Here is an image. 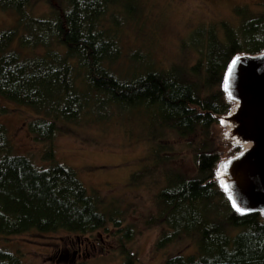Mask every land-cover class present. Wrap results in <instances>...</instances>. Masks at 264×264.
Here are the masks:
<instances>
[{"label": "trees", "instance_id": "trees-1", "mask_svg": "<svg viewBox=\"0 0 264 264\" xmlns=\"http://www.w3.org/2000/svg\"><path fill=\"white\" fill-rule=\"evenodd\" d=\"M31 1L0 0V10L16 16L10 28L0 30V97L30 108L28 132L49 146L42 154L46 165H36L13 153L0 123V235L103 233L116 241L121 264H138L128 247L135 228L125 222L120 200L89 192L74 169L55 161L52 148L58 133H70L68 124L91 115L102 119L111 108L136 110L148 119V152L127 186L155 189L154 212L143 225L160 229L157 250L184 239L195 247L192 254L178 252L162 264H264L262 217L233 212L214 181L219 162L240 148H219L212 140L214 117L233 105L220 90L228 62L264 51V4L235 6L232 19L193 29L182 42L197 55L188 68L157 67L134 51L122 75L116 67L121 35L136 14V0L47 1L42 17L30 14ZM23 49L41 52L26 56ZM170 135L189 147L193 174L175 165V147L181 144H166ZM234 228L241 230L232 234ZM63 259L58 255L65 264ZM0 264L26 263L0 247Z\"/></svg>", "mask_w": 264, "mask_h": 264}, {"label": "rangeland", "instance_id": "rangeland-1", "mask_svg": "<svg viewBox=\"0 0 264 264\" xmlns=\"http://www.w3.org/2000/svg\"><path fill=\"white\" fill-rule=\"evenodd\" d=\"M60 0H32L28 11L35 17L46 15L49 6ZM136 14L124 24L121 35L122 57L116 64L122 75L135 51L151 59L157 67L167 68L171 64L188 68L197 59L196 52L184 46L188 36L197 26L232 19L235 6L262 8L264 0H136ZM16 16L10 11L0 10V30L10 28ZM16 44V43H14ZM13 44V45H14ZM12 45V46H13ZM15 49L16 46H14ZM26 56L41 51L19 50ZM138 59V58H137ZM136 71H139L137 68ZM33 116L30 108L8 102L0 97V123L5 126L15 155L30 158L34 164L45 166L42 154L48 143L32 140L26 122ZM149 123L141 112L111 108L108 116L96 119L91 115L76 125L65 127L70 133H58L53 141L54 159L57 163L75 170L77 177L90 192L98 191L108 198L117 197L125 211V222L132 224L135 235L128 247L136 254L138 264H162L175 253L184 255L195 252L188 240H181L164 249L157 250L154 243L159 228H147L143 218L154 212L155 189L134 188L127 184L130 175L141 167L140 159L148 152ZM218 124L212 129V140L223 132ZM168 143H180L175 165L187 174H193L194 166L189 147L177 141L173 135ZM219 148H226L220 147ZM241 228H234L235 234ZM99 239L96 241V239ZM192 246V247H191ZM0 247H4L26 264H64L57 260L64 255L65 264L82 261L85 264H121L116 251V241L106 234L91 237H75L66 233L39 235L29 232L19 236H1Z\"/></svg>", "mask_w": 264, "mask_h": 264}, {"label": "water", "instance_id": "water-1", "mask_svg": "<svg viewBox=\"0 0 264 264\" xmlns=\"http://www.w3.org/2000/svg\"><path fill=\"white\" fill-rule=\"evenodd\" d=\"M220 90L233 105L228 113L214 117L224 129L217 145L240 150L219 162L214 181L233 212L259 214L264 222V51L232 57Z\"/></svg>", "mask_w": 264, "mask_h": 264}, {"label": "snow or ice", "instance_id": "snow-or-ice-1", "mask_svg": "<svg viewBox=\"0 0 264 264\" xmlns=\"http://www.w3.org/2000/svg\"><path fill=\"white\" fill-rule=\"evenodd\" d=\"M233 64H235V61H233ZM229 75H231V72L229 73ZM228 88V77L225 78V90H227ZM235 207V204H234Z\"/></svg>", "mask_w": 264, "mask_h": 264}]
</instances>
